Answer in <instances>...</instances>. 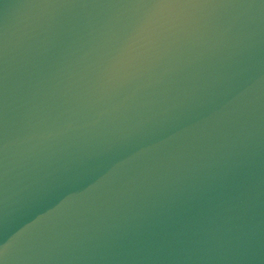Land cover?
<instances>
[{"label":"water","instance_id":"1","mask_svg":"<svg viewBox=\"0 0 264 264\" xmlns=\"http://www.w3.org/2000/svg\"><path fill=\"white\" fill-rule=\"evenodd\" d=\"M0 264H264V0H0Z\"/></svg>","mask_w":264,"mask_h":264}]
</instances>
